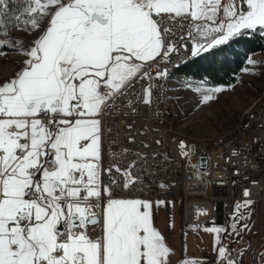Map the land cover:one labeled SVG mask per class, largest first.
Here are the masks:
<instances>
[{
  "label": "snow or ice",
  "instance_id": "obj_1",
  "mask_svg": "<svg viewBox=\"0 0 264 264\" xmlns=\"http://www.w3.org/2000/svg\"><path fill=\"white\" fill-rule=\"evenodd\" d=\"M16 2L0 0V57H22L0 81V264H171L174 251L153 221L165 202L136 195L146 170L136 173V160L104 168L105 117L121 105L125 116L151 106L150 82L166 80L179 51L174 28L186 30L180 40L192 41L193 58L264 37V0H20L22 11L8 17ZM10 28L33 39H5ZM139 81L149 83L134 91ZM196 91L211 101L223 89ZM253 203H236L227 229L204 228L216 234L217 264H241L223 236L250 231L240 222Z\"/></svg>",
  "mask_w": 264,
  "mask_h": 264
},
{
  "label": "built area",
  "instance_id": "obj_2",
  "mask_svg": "<svg viewBox=\"0 0 264 264\" xmlns=\"http://www.w3.org/2000/svg\"><path fill=\"white\" fill-rule=\"evenodd\" d=\"M22 7L20 0L15 4L10 3L8 17L18 15ZM13 23L21 24L22 18ZM11 29L17 28H10L8 31ZM173 31L175 37L172 42L179 51L171 54L168 71L182 62V55L189 53L192 46L191 40H180L182 35H186V30L181 31L176 27ZM163 66L162 64L161 67ZM152 71L155 72L156 69ZM147 83L149 82L139 81L134 91H142ZM150 83V107L141 105L138 113L125 116L121 105L114 113L105 117L104 168L107 169L110 165L124 168L136 160L139 167L135 172L140 173L141 167L147 172L143 180L145 189L136 195L148 200L179 201L182 206L183 228L195 226L194 229H203L214 226L227 215L225 206H233L245 199L263 203L264 102L260 110L251 112L250 120L241 128H235L234 132L225 135L223 140L194 142L179 138V130L170 131L174 114L172 101L165 99L164 81L157 82L154 79ZM191 156L209 179V194L205 186L195 179L194 174L185 170V162ZM138 157H144L146 163ZM117 175L114 170L111 177L107 172L103 173V184H110ZM245 189L249 191L248 197H244Z\"/></svg>",
  "mask_w": 264,
  "mask_h": 264
},
{
  "label": "rangeland",
  "instance_id": "obj_3",
  "mask_svg": "<svg viewBox=\"0 0 264 264\" xmlns=\"http://www.w3.org/2000/svg\"><path fill=\"white\" fill-rule=\"evenodd\" d=\"M230 2L231 0H222V4ZM219 15L223 17L222 10ZM14 37L26 44L33 39V33L25 28L16 29L15 32L8 33L5 39ZM21 58L14 52H9L6 57H0V81L13 76L20 67L18 61ZM249 60L253 63H249ZM182 80L183 77L174 78L169 85L175 111L174 122H171L173 129L179 130V135L191 140H209L226 135L232 132L249 109L264 97V52L249 57L237 84L221 87L223 91L216 93L211 101H203L202 92L196 91L197 88L210 87L188 84ZM185 170L193 173L195 179L205 186L207 194L210 193L209 179L206 173L199 169L193 156L185 162ZM151 201L165 202L159 207H154L153 221L154 226L174 251L171 264H179L185 256L198 259L201 264H217V254L213 251L215 233H208L204 228H183L182 206L179 201ZM253 202L250 206L251 219L240 222L247 223L250 231H241L239 236L235 234L223 236L227 246L232 250V255L240 258L241 264H264V203L259 200ZM234 205L224 207L227 215L214 226L228 228L232 222Z\"/></svg>",
  "mask_w": 264,
  "mask_h": 264
},
{
  "label": "trees",
  "instance_id": "obj_4",
  "mask_svg": "<svg viewBox=\"0 0 264 264\" xmlns=\"http://www.w3.org/2000/svg\"><path fill=\"white\" fill-rule=\"evenodd\" d=\"M23 23L22 17L21 25ZM7 39L17 40L15 37ZM261 52H264V37L259 33H252L241 38L239 43L192 57L181 66L184 70L176 72V75L183 77L182 81L188 84L210 88L231 87L237 84L249 57ZM202 80H205L206 84H202Z\"/></svg>",
  "mask_w": 264,
  "mask_h": 264
},
{
  "label": "bare ground",
  "instance_id": "obj_5",
  "mask_svg": "<svg viewBox=\"0 0 264 264\" xmlns=\"http://www.w3.org/2000/svg\"><path fill=\"white\" fill-rule=\"evenodd\" d=\"M16 29H11L10 31H8L9 34H11V32L13 33V31L15 32ZM7 33V34H8ZM191 55H190V52L189 53H186L185 55H182V62H178V64H175L173 68H171L169 70V76L166 78V80H164V86H165V99L168 100V101H172L171 98H170V92H169V85H170V81L174 78H177V75H176V67L177 66H182L184 65L189 59H191ZM263 102H264V97L262 100H260V102H258L257 104H255L253 107H251L249 109V111L245 114L244 118L242 119V121L236 125L235 128H241L245 122H247L248 120H250V117H251V112H253L254 110H260V108H262L263 106ZM172 112L174 114V118H175V111H174V107H173V103H172ZM234 128V130H235ZM234 130L232 132H234ZM170 131H175L173 129V127L171 126V122H170ZM226 135H229L226 134ZM225 137V135L223 136H220V137H216V138H213V139H209V140H191L187 137H184L182 135H179V138L181 139H187V140H191V141H194V142H212V141H218V140H223ZM264 203V202H263Z\"/></svg>",
  "mask_w": 264,
  "mask_h": 264
},
{
  "label": "crops",
  "instance_id": "obj_6",
  "mask_svg": "<svg viewBox=\"0 0 264 264\" xmlns=\"http://www.w3.org/2000/svg\"><path fill=\"white\" fill-rule=\"evenodd\" d=\"M221 221V220H220Z\"/></svg>",
  "mask_w": 264,
  "mask_h": 264
}]
</instances>
